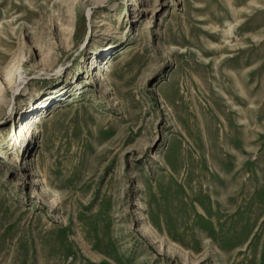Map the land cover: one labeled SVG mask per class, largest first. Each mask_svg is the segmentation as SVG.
I'll return each instance as SVG.
<instances>
[{"label":"rangeland","instance_id":"1","mask_svg":"<svg viewBox=\"0 0 264 264\" xmlns=\"http://www.w3.org/2000/svg\"><path fill=\"white\" fill-rule=\"evenodd\" d=\"M0 264H264V0H0Z\"/></svg>","mask_w":264,"mask_h":264},{"label":"bare ground","instance_id":"2","mask_svg":"<svg viewBox=\"0 0 264 264\" xmlns=\"http://www.w3.org/2000/svg\"><path fill=\"white\" fill-rule=\"evenodd\" d=\"M38 122V121H37Z\"/></svg>","mask_w":264,"mask_h":264}]
</instances>
